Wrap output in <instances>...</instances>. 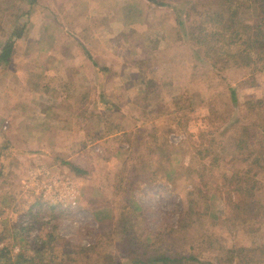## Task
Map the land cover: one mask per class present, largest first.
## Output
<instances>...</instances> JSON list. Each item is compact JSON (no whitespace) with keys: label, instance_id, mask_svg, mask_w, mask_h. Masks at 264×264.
<instances>
[{"label":"rangeland","instance_id":"rangeland-1","mask_svg":"<svg viewBox=\"0 0 264 264\" xmlns=\"http://www.w3.org/2000/svg\"><path fill=\"white\" fill-rule=\"evenodd\" d=\"M159 1L183 30L148 0H0V50L14 37L11 55L53 68H24L9 107L25 134L0 168V264H264V171L236 149L240 124L263 123L246 103L264 101V68L187 37L213 0ZM239 13L264 29L263 9Z\"/></svg>","mask_w":264,"mask_h":264},{"label":"trees","instance_id":"trees-1","mask_svg":"<svg viewBox=\"0 0 264 264\" xmlns=\"http://www.w3.org/2000/svg\"><path fill=\"white\" fill-rule=\"evenodd\" d=\"M158 5L171 7L178 18L177 24L183 30L185 20L179 17L183 11L179 4H171L165 1L148 0ZM211 6L206 10L205 19L201 21L199 28H192L186 31L187 37L196 45L212 41L220 52V60L223 61V67L243 68L253 66L257 70L264 68V29L259 21H244L239 13L240 9H257L264 10V0H213ZM202 14V13H199ZM181 30V31H182ZM14 37H9L3 41L0 50V61H7L11 55ZM145 84L149 83V78L143 74ZM144 84V86H145ZM142 87V91L147 95L151 93L148 89ZM233 92V90H232ZM246 109L255 111L256 115L263 119L261 127L254 125L240 124V131L236 137V149L239 153H245L248 157H252L251 165H255L260 171H264V135L258 149L255 148V139L258 134L264 133V101L249 100L246 103ZM68 165L75 173H83V169L71 162H63ZM252 190V189H250ZM183 260L198 261L193 256H178L177 258L168 255H157L150 262L173 263L182 262ZM30 264H42L29 261ZM144 261L136 260L133 264H143ZM44 264V263H43Z\"/></svg>","mask_w":264,"mask_h":264},{"label":"crops","instance_id":"crops-1","mask_svg":"<svg viewBox=\"0 0 264 264\" xmlns=\"http://www.w3.org/2000/svg\"><path fill=\"white\" fill-rule=\"evenodd\" d=\"M37 39L39 37H36ZM47 53H50L49 51H46ZM83 55L82 56V62L84 61L88 66V62H91L92 66L96 67L99 70H103L98 63L90 61V53L87 49L82 50ZM12 53V52H11ZM42 52L36 53V55L41 54ZM23 52L16 55L13 53L7 61H5V64L3 65H8L5 70H1L2 67L0 66V104L1 105H6V109L4 106H0V168L5 167V165L10 164V157H13L14 152H16V149L12 148V141H10V136H22L25 133L23 132V129H19L18 126L13 127L14 123V117H20L23 114H21V111L19 114H12L10 113V105H16V104H21L22 102L25 101V98L23 95H21L22 89L21 86H23V81L25 77V70L29 69V74H35L36 77L40 80H42L43 77V72H46L48 69L49 71L52 70V66H46L45 69L41 66L39 67L40 70H30L32 68L30 65H24V59L26 56H23ZM45 55V54H43ZM10 62V63H9ZM9 63V64H8ZM70 66H73L74 64L72 62H69ZM64 70V69H63ZM65 78V75H64ZM42 115L39 117L42 119L43 117L47 118L45 112H41ZM40 113V114H41ZM4 115V116H2ZM8 119L9 124L7 126L6 131L2 128L4 126V120ZM3 123V124H2ZM2 126V127H1ZM20 152H22V149H19Z\"/></svg>","mask_w":264,"mask_h":264},{"label":"built area","instance_id":"built-area-1","mask_svg":"<svg viewBox=\"0 0 264 264\" xmlns=\"http://www.w3.org/2000/svg\"><path fill=\"white\" fill-rule=\"evenodd\" d=\"M48 173L49 172L46 171L45 174H48ZM42 188H44V190H46V192L49 193V192H51L52 184L51 183H45V182H43V187Z\"/></svg>","mask_w":264,"mask_h":264}]
</instances>
